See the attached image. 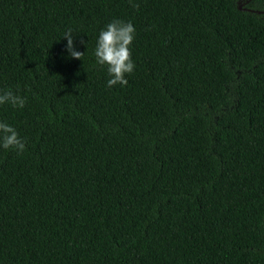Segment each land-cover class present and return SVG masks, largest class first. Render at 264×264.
<instances>
[{
  "label": "trees",
  "instance_id": "obj_1",
  "mask_svg": "<svg viewBox=\"0 0 264 264\" xmlns=\"http://www.w3.org/2000/svg\"><path fill=\"white\" fill-rule=\"evenodd\" d=\"M134 2L0 0V264H264V0Z\"/></svg>",
  "mask_w": 264,
  "mask_h": 264
},
{
  "label": "clouds",
  "instance_id": "obj_2",
  "mask_svg": "<svg viewBox=\"0 0 264 264\" xmlns=\"http://www.w3.org/2000/svg\"><path fill=\"white\" fill-rule=\"evenodd\" d=\"M129 3L133 8H139V4L134 0H129ZM135 32L136 29L130 21L113 19L98 34L94 55L98 65L106 66L110 77L107 80L109 88L117 84L127 85L126 75L134 71L131 45ZM63 37L67 39L66 49L70 56L82 60L84 52L74 49L72 30L68 29ZM26 102V97L14 93L11 89H0V105L10 104L14 108H23ZM0 147L5 150L14 148L18 153L25 149V141L19 136L17 130L2 121H0Z\"/></svg>",
  "mask_w": 264,
  "mask_h": 264
},
{
  "label": "water",
  "instance_id": "obj_3",
  "mask_svg": "<svg viewBox=\"0 0 264 264\" xmlns=\"http://www.w3.org/2000/svg\"><path fill=\"white\" fill-rule=\"evenodd\" d=\"M239 9H240V7H239Z\"/></svg>",
  "mask_w": 264,
  "mask_h": 264
}]
</instances>
